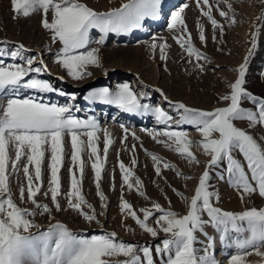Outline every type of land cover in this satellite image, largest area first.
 Returning <instances> with one entry per match:
<instances>
[{
	"label": "snow or ice",
	"instance_id": "6c2138e0",
	"mask_svg": "<svg viewBox=\"0 0 264 264\" xmlns=\"http://www.w3.org/2000/svg\"><path fill=\"white\" fill-rule=\"evenodd\" d=\"M162 2L127 0L119 8L98 12L82 0H11L14 13L24 17L42 13V27L50 33L51 43L60 45L54 54L55 62L67 71L68 77L77 81L91 75L87 70L89 66H102L100 49L90 48L92 43L105 45L110 33L127 36L142 28L146 20H158L162 14ZM195 3L201 15L210 22L213 32L219 30L221 37L224 26L213 16V8L230 26L235 25L236 13L230 0H213L211 4L209 0H195ZM188 6L184 3L178 6V10H173L166 27L174 33L176 44L187 53V62L191 63L195 58L196 68L203 72L205 66L199 62L211 61L193 44L184 17ZM222 6H226L227 11ZM258 19L264 21V12ZM92 30H98L100 35L97 39L90 35ZM250 36L248 53L235 69L238 78L230 83V91L218 98V102L225 106L213 110L197 109L183 102L168 101L163 91L156 88L155 91L169 103L171 111L165 110L151 105L149 93L134 89L130 82L119 83L114 90L100 87L83 97L90 103L115 106L123 113L151 115L163 128L147 134L157 143H164L159 138L166 137L169 143H165V147L185 158L189 164L200 163L191 150L194 143L209 157L190 200L172 189L187 202L186 214H178L170 208L166 210L153 201L151 207L139 209L142 218L123 196L126 186L128 190L135 188L140 197L148 199L141 179L133 171L137 160L131 158V166L119 161L122 186L118 207L122 222L131 217L152 238L164 233L165 238L154 246L118 240L115 232L90 238L77 236L59 222L50 223L46 231H40L34 218L47 214L52 219L54 211L72 210L89 223H100L98 216L104 215L103 210L108 207L101 181L114 141L107 129H101L95 117L75 115L80 110L75 104V93H66L53 82L39 78L49 74L42 56L29 55L30 50L22 43L10 45L7 41H0V264H157V258L158 264H220L214 252L215 238L206 231L208 226L215 230L224 246L222 251L228 264H245V257L253 252L264 257L261 251L264 249V208L252 207L240 212L223 210L217 206L219 193L210 183L212 170L223 165L227 182L241 192L242 201L245 195L258 194L264 198V97L254 95L245 87L249 59L258 47L259 26ZM158 39L162 42L157 43ZM198 39L206 46L203 25H199ZM212 39L217 40L215 34ZM151 40V50L159 49V59L165 62L163 66L167 70V41L155 36ZM32 92L54 93L66 97V101L63 104L45 102L31 95ZM240 122H246L244 127ZM186 125L195 129L199 141L189 138ZM120 127L124 133L121 144L134 154L136 145L127 148L125 142L129 135L134 140H139V137L135 132L130 133L124 124ZM101 131L102 148L98 135ZM84 153H87V161L94 173L96 196L102 209L99 213L82 193L86 170ZM148 155L157 177L162 176V169L176 167L161 156ZM66 160L69 162V189L63 193L61 172ZM21 171L22 180L19 178ZM176 175L183 174L176 171ZM219 178L225 179V175L221 174ZM12 179L18 180L21 204L30 203L32 208L18 206L14 201ZM184 179L192 177L184 176ZM40 197L48 199L49 203L41 202ZM60 197L66 200V207L58 200ZM200 236L204 237L203 241ZM121 256L125 259H112Z\"/></svg>",
	"mask_w": 264,
	"mask_h": 264
},
{
	"label": "rangeland",
	"instance_id": "374dc122",
	"mask_svg": "<svg viewBox=\"0 0 264 264\" xmlns=\"http://www.w3.org/2000/svg\"><path fill=\"white\" fill-rule=\"evenodd\" d=\"M82 2L98 12H107L113 8H119L123 3H127V0H82ZM230 2L233 4L236 13L235 25L230 26L213 8V16L224 26V35L221 37L219 30L214 33L210 22L201 15L200 9L196 7L195 0H189L188 3L187 0H163L162 14L158 20H146L142 28L133 30L127 36L110 33L105 45L92 43L90 48L98 47L100 49L99 55L102 66H89L87 70L91 72V75L77 81L68 77L67 71L55 62L54 54L58 51L60 45L52 44L50 33L42 27V13L36 12L24 17L22 14L13 12L11 0H0V41H7L10 45L22 43L30 50L29 55L36 56L39 54L42 56L49 74L39 78L53 82L57 88L63 89L66 93H75L77 95L75 104L80 109L75 115L80 118L95 117L101 129H107L114 141L109 150L106 171L103 173L101 181V188L107 197L108 207L103 210L104 215L98 216L100 223H89L72 210L54 211L52 219L47 214L44 216L38 215L34 218L35 223L40 226V231H46L50 223L59 222L81 237L90 238L92 235L115 232L117 239L124 242L141 246H154L160 243L165 238L164 233L160 232L157 238H152L150 234L143 232L131 217L123 219L122 222V214L118 207L121 197L122 177L118 163L123 161L126 166H131L130 160L133 157L137 160V165L133 169L134 174L141 179L148 199L145 200L140 197L135 188L128 190L126 186H124L123 196L133 205L134 210H137V214L142 218L139 209L151 207L153 201L160 203L166 210L170 208L177 211L178 214H186L187 202L178 197L172 189L175 188L190 200L195 187L198 185V178L203 173L209 159L203 154L202 149L197 144H193L191 150L200 163L199 165L189 164L185 158L165 147V143H169L166 137L159 138L164 143H157L147 134L148 131L155 132L163 128V126L156 123L151 115L137 116L121 112L123 115L118 117L119 112L117 113V110L119 109L115 106L90 103L85 101L83 97L89 91L100 87L107 86L114 90L117 84L130 82L132 87H135L134 89L149 93L151 105L160 106L165 110L171 111L168 101L183 102L186 106L201 110H213L215 107L225 106L218 102V98L223 94H227L230 91V83L238 78L235 69L243 63L250 47V34L257 30V26H259L258 47L249 59L245 87L254 95L264 97V21L258 19L261 13L264 12V2L262 0H230ZM184 3L189 5L185 9L184 17L187 28L192 35L193 44L204 52L211 61V63L203 60L199 62L205 66L203 72L196 68L197 61H195V58L192 59L191 63L187 62V53L176 44L173 38L174 33L166 27L170 13ZM209 3H213V0H209ZM222 7L227 11L226 6ZM199 25L204 27L206 46L202 45L198 39ZM214 34L217 37L216 41L212 39ZM90 35L93 39H97L100 34L98 30H92ZM154 36L163 38L169 45L167 70L163 66L165 62L159 59V49L153 51L150 48L151 38ZM159 42L162 41L158 39L157 43ZM58 77L64 79L60 80ZM156 88L163 91L164 95L168 97V101L164 100L163 96L155 91ZM30 94L38 99H43L45 102L52 101L63 104L66 101V97L54 93L38 94L32 92ZM244 106L247 107L248 104ZM133 116L140 117V121L143 119L144 122L136 124L133 121ZM120 124H124L130 133L135 132L136 136L139 137V140H134L129 135L125 142L127 148H131L133 144L136 145L134 154L125 150V145L121 144L124 133ZM245 124L246 122H240L241 127H244ZM184 127L188 130L190 139L199 141V134L194 128L187 125ZM257 134H259V131ZM98 135L101 137L100 146L102 148L103 132H99ZM148 153L161 156L167 162L174 164L175 169H162V176L157 177ZM11 155L14 157V153ZM84 158L86 160V170L82 193L87 202L91 203L99 213L102 209L96 196L94 173L90 162L87 161V153H84ZM68 163L66 160L61 172L63 193H66L69 189ZM44 170V186L46 188L47 160L45 161ZM176 171L181 172L183 175L178 177ZM221 174L225 175V179L219 178ZM184 176H191L192 179L186 180ZM19 178L23 179L22 171L19 173ZM210 183L219 193L220 200L217 206L223 210L240 212L252 207L264 208V198H261L258 194H253L251 197L245 195L243 201L240 199L241 192L229 185L223 165L212 170ZM11 188L13 199L18 206L33 207L30 203L21 204L17 179L11 180ZM39 199L43 203H49L46 198L40 197ZM58 200L62 206L66 207V200L63 197L58 198ZM49 206L52 207L51 204ZM85 210L90 211L86 208ZM152 226L155 227V224L152 223ZM33 231L36 230L33 229ZM206 231L210 237L215 238L214 252L216 259L220 264H228L227 257L222 251L224 246L220 243L215 230L208 226ZM200 239L203 241L204 237L200 236ZM199 246L197 245V247ZM228 251L231 252L232 250L229 249ZM261 251L264 252V249H261ZM112 259L124 260L125 258L121 256ZM245 264H264V257L257 256L253 252V254L245 257Z\"/></svg>",
	"mask_w": 264,
	"mask_h": 264
},
{
	"label": "bare ground",
	"instance_id": "6f19581e",
	"mask_svg": "<svg viewBox=\"0 0 264 264\" xmlns=\"http://www.w3.org/2000/svg\"><path fill=\"white\" fill-rule=\"evenodd\" d=\"M188 1H189V0H187V3H188ZM174 10H178V8H175ZM47 50H48V49H47ZM137 84H138V83H137ZM134 88H135V87H134ZM118 112H119V113H118ZM117 113H118L117 115H119L118 117H120L121 115H123V113L121 114V111H120V110H117ZM132 118H133V121L136 122V124H138V123H143V122H144L143 119L140 121V119H141L140 117L138 118V117H134V116H133ZM139 121H140V122H139Z\"/></svg>",
	"mask_w": 264,
	"mask_h": 264
}]
</instances>
